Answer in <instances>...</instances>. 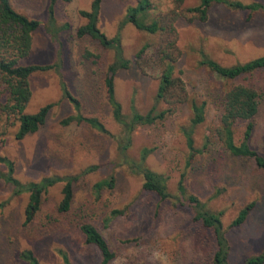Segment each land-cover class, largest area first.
Listing matches in <instances>:
<instances>
[{
  "label": "rangeland",
  "instance_id": "374dc122",
  "mask_svg": "<svg viewBox=\"0 0 264 264\" xmlns=\"http://www.w3.org/2000/svg\"><path fill=\"white\" fill-rule=\"evenodd\" d=\"M264 4V0H238ZM27 16L46 19L48 0H11ZM91 0H57L55 4L59 46L51 42L44 29L33 34L30 55L23 64H58L30 77L31 97L25 108L35 113L52 103L45 123L33 133L16 139L18 124L0 112V155L14 162V176L21 182L38 181L45 176H73V200L68 211L58 204L64 182L50 186L41 197L34 219L24 223L28 193H15V187L0 177V264H28L20 254L31 250L40 264H62L61 252L71 264H99L98 249L87 244L79 230L83 222L92 223L114 252L109 264H213L215 247L212 231L193 219L192 209L171 198L162 200L142 189V178L122 163L119 142L122 128L112 118L103 78L113 60L111 49L90 37H77L84 23L78 10ZM148 20L162 18L172 25L180 54L176 73L183 79L186 102L156 104L169 111L163 119L141 125L132 133L128 155L137 160L141 149L151 148L146 159L150 169L167 178L168 190L177 195V183L197 196L208 208L221 211V221L230 244L229 264H244L247 258L264 252V172L247 157L232 155L223 145L218 129L222 96L234 84L254 87L259 94V110L254 117L250 146L264 155V69L227 80L201 65L200 53L224 66L243 63L264 54V9L248 13L213 3L202 21L188 11L199 0H149ZM137 0H102L98 26L107 35L117 33L126 8ZM68 23L66 29L63 25ZM149 34L126 23L121 31L123 55L133 59L146 43L153 48L168 34ZM87 51L91 55H87ZM148 48L147 54H151ZM160 70L140 69L135 63L115 75V99L122 114L133 109L146 112L155 104ZM62 83L79 101V108L63 97ZM0 101L5 94L1 93ZM206 102L205 120L191 127L190 103ZM77 113L98 118L107 132L85 122L61 120ZM247 122L234 123V139L243 140ZM192 131L193 150L185 132ZM94 167L92 170H86ZM0 172L5 168L0 163ZM113 177V187L99 194L94 184ZM253 203L242 223L229 227L246 205ZM122 209L111 216L112 209ZM264 264V263H263Z\"/></svg>",
  "mask_w": 264,
  "mask_h": 264
},
{
  "label": "trees",
  "instance_id": "16d2710c",
  "mask_svg": "<svg viewBox=\"0 0 264 264\" xmlns=\"http://www.w3.org/2000/svg\"><path fill=\"white\" fill-rule=\"evenodd\" d=\"M176 1L181 2L183 0ZM56 2L57 0H48L46 19L39 20L18 11L12 5L11 0H0V86L2 87L1 93L5 94L4 101H0V112L6 116V119L13 118L18 124L15 133L16 139H22L26 135L36 132L45 123L47 113L52 106V103L45 104L35 113L25 111L31 97V75L35 72L51 70L59 65L23 64L21 61L30 55L33 34L40 28L44 29L51 42L59 46L57 34L61 28L56 26ZM101 2L102 0H91L88 8L78 10V14L84 20V23L77 28L76 36L81 38L88 36L98 41L104 48L111 49L114 53L113 60L106 68L103 85L107 103L111 108L112 118L122 128L118 146L121 161L131 173L141 176L142 189L154 192L162 200L174 198L177 202L187 204L193 211V219L212 231L215 243L212 263L229 264L230 244L221 221L222 212L211 210L197 196L187 193L182 179L177 183L178 194L172 195L168 190L167 178L146 165V159L152 152L151 148H142L137 160L132 159L127 154L135 128L141 125L153 124L155 121L163 119L165 113L169 111V108L158 110L156 104L160 102L175 104L186 102L188 99L185 83L175 70V62L180 54L176 45L177 35L175 29L172 25L167 27V20L162 18L148 20L149 0H137L135 5H129L126 8L124 17L118 25L117 33L113 36H107L98 26ZM213 3H222L235 10H246L249 14L264 9V4L256 2L245 4L238 0H199V3L189 7L188 11L193 13L196 18L204 21L207 19L209 7ZM126 23H131L137 29L149 34H163V31H165L168 35L165 38L161 37L160 42L154 45L153 48L149 43L144 44L134 55V58L129 59L123 55L120 38V31ZM67 26L68 23H65L62 29H66ZM148 48L152 50L149 55L147 54ZM86 53L91 55L89 51ZM131 63H135L142 70L146 68L159 69V82L154 98L155 104L146 112L133 109L129 117H124L121 104L115 99L114 80L116 73L121 69L128 68ZM199 63L216 72L220 77L231 80L264 69V54L243 63L224 66L201 52ZM62 90L63 97L67 98L78 109L79 101L70 93L64 83H62ZM221 108L218 135L224 147L234 156L252 159L256 166L264 172V155L250 146V138L254 130L253 121L259 110L257 90L250 85L234 84L224 92ZM190 109L192 113L191 127L205 120V101L196 102L192 100ZM238 120L247 122L243 140L240 143L235 141L233 130L234 123ZM72 121L85 122L100 132H107L105 125L98 118L83 116L80 113L69 115L60 122L62 125H67ZM191 134L190 129L185 132V137L188 148L193 150L194 141ZM0 163L5 168V172H0V177L5 178L10 185L12 184L16 188V194L28 193V202L24 210V223H29L34 219L40 209L42 194L58 182H64L58 209L66 212L71 207L75 177L50 175L38 181L21 182L14 176V162L11 159L0 155ZM93 168L89 167L86 172ZM113 182L112 176L109 179H102L94 184V191L99 194L103 188L113 187ZM252 206L253 203L242 208L229 227H235L242 223ZM123 212L122 209L115 208L110 211V215H120ZM79 230L83 234L85 242L94 245L98 249L101 257L99 264H109L114 259V252L96 226L89 222H83L79 225ZM60 255L62 264H71L66 253L61 252ZM20 256L28 264H40L31 250H23ZM263 263L264 252L247 258L244 262V264Z\"/></svg>",
  "mask_w": 264,
  "mask_h": 264
}]
</instances>
